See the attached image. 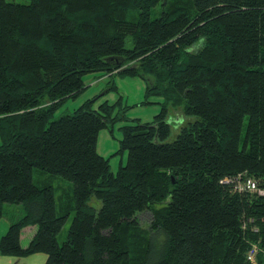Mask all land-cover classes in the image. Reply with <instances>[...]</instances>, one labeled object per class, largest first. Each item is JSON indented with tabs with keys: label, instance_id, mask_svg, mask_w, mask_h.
Instances as JSON below:
<instances>
[{
	"label": "trees",
	"instance_id": "obj_1",
	"mask_svg": "<svg viewBox=\"0 0 264 264\" xmlns=\"http://www.w3.org/2000/svg\"><path fill=\"white\" fill-rule=\"evenodd\" d=\"M92 72L139 75L142 102L161 99L151 121L119 127L115 172L96 149L99 131L126 118L115 104L92 97L54 116ZM169 105L187 118L171 141ZM0 136V217L4 203L23 207L1 254L264 264V194L237 187H264V0H0ZM36 172L65 181L67 201Z\"/></svg>",
	"mask_w": 264,
	"mask_h": 264
},
{
	"label": "rangeland",
	"instance_id": "obj_2",
	"mask_svg": "<svg viewBox=\"0 0 264 264\" xmlns=\"http://www.w3.org/2000/svg\"><path fill=\"white\" fill-rule=\"evenodd\" d=\"M11 2H22L27 3L29 0H7ZM103 74V73H102ZM101 72L87 73L83 76L85 87L75 97L68 98L64 101L55 111L54 116L57 117L61 114L72 113L83 101L88 98L94 97L97 106L102 101L106 100L111 104H115L114 115H123L126 118L120 119L113 124L112 129L108 127L102 128L97 136L96 149L101 155L109 158V164L111 171L115 172L118 166L126 161V153H115L119 147V139L121 138L120 126L129 123L132 119L138 118L141 121H151L153 116L159 111L160 97L152 95L149 97L150 102L143 103L145 97L146 81L139 75H109ZM161 100V99H160ZM120 109V112L118 110ZM187 118L184 116L180 106H168V117L167 121L170 123L171 132L167 141H171L175 138L178 133L180 126ZM1 143V136H0ZM39 179H44L40 181ZM36 183L51 182L56 187V199L57 202H66L69 197L71 190L65 185V181L60 180L59 176L50 175L45 172H36L34 175ZM65 184H64V183ZM23 214V207L20 204L4 203L3 213L0 217V237L5 233L8 225V219H16L18 216ZM151 217V212L144 210L138 214V219L143 226L147 225ZM69 221L63 226L62 235L66 231ZM31 226H24L21 230V243L25 245L29 239V230ZM30 228V229H29ZM63 236H60V241ZM256 247L254 241H250L249 246ZM250 247V248H251ZM12 256V257H7ZM20 264H43L46 258V254L43 252H35L26 256H15L6 255L0 253V264H7L10 258H17Z\"/></svg>",
	"mask_w": 264,
	"mask_h": 264
},
{
	"label": "built area",
	"instance_id": "obj_3",
	"mask_svg": "<svg viewBox=\"0 0 264 264\" xmlns=\"http://www.w3.org/2000/svg\"><path fill=\"white\" fill-rule=\"evenodd\" d=\"M237 187L239 189L245 188L251 191H255L259 194H264V187H259L256 183L255 180H253L251 177H245L242 178L239 183L237 184ZM255 253H256V248L252 247L249 251H248V259L250 261H254L255 260Z\"/></svg>",
	"mask_w": 264,
	"mask_h": 264
},
{
	"label": "crops",
	"instance_id": "obj_4",
	"mask_svg": "<svg viewBox=\"0 0 264 264\" xmlns=\"http://www.w3.org/2000/svg\"><path fill=\"white\" fill-rule=\"evenodd\" d=\"M29 226H31L30 228H31V230H29V233H30V235H29V238L33 235V233H34V231H35V226L34 225H29ZM29 228V229H30ZM20 239H21V234H20ZM29 240V239H28ZM28 242V241H27ZM7 257H12V256H7ZM17 259H20V257H17V258H10L9 260H8V262H7V264H20V263H18V261H17ZM46 259V258H45ZM23 264H25V263H23Z\"/></svg>",
	"mask_w": 264,
	"mask_h": 264
}]
</instances>
